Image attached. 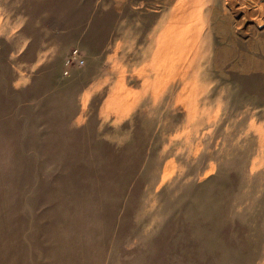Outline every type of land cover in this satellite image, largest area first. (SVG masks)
I'll list each match as a JSON object with an SVG mask.
<instances>
[{"label":"rangeland","instance_id":"obj_1","mask_svg":"<svg viewBox=\"0 0 264 264\" xmlns=\"http://www.w3.org/2000/svg\"><path fill=\"white\" fill-rule=\"evenodd\" d=\"M0 264H264V0H0Z\"/></svg>","mask_w":264,"mask_h":264},{"label":"built area","instance_id":"obj_2","mask_svg":"<svg viewBox=\"0 0 264 264\" xmlns=\"http://www.w3.org/2000/svg\"><path fill=\"white\" fill-rule=\"evenodd\" d=\"M73 54L75 55V52H73ZM76 62H77L78 64H82V63H83V60H81V59H77Z\"/></svg>","mask_w":264,"mask_h":264},{"label":"bare ground","instance_id":"obj_3","mask_svg":"<svg viewBox=\"0 0 264 264\" xmlns=\"http://www.w3.org/2000/svg\"><path fill=\"white\" fill-rule=\"evenodd\" d=\"M168 46V45H167ZM165 47H166V45H165ZM170 47V46H169ZM166 49H167V47H166ZM173 49V48H172ZM153 60V59H152ZM156 61V60H155Z\"/></svg>","mask_w":264,"mask_h":264}]
</instances>
